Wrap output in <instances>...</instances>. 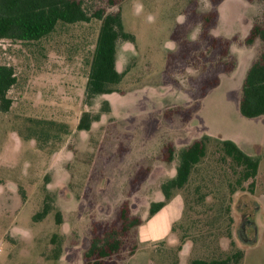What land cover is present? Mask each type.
Returning a JSON list of instances; mask_svg holds the SVG:
<instances>
[{
  "label": "rangeland",
  "instance_id": "obj_1",
  "mask_svg": "<svg viewBox=\"0 0 264 264\" xmlns=\"http://www.w3.org/2000/svg\"><path fill=\"white\" fill-rule=\"evenodd\" d=\"M82 1L90 12L119 9L133 35L118 40L124 75L111 92L86 95L99 19L59 22L36 41L0 39V59L18 77L10 109L0 112V259L89 264L88 241L114 231L120 247L109 264H193L237 249L240 264H264V116L245 117L237 103L264 49L259 38L246 43L251 25L264 24V0ZM83 113L88 129L78 128ZM204 132L238 140L258 162L254 180L239 188V169L210 136L206 156L175 190L185 201L174 231L138 249L129 220L147 217L181 150ZM46 200L53 208L36 220ZM245 201L260 206L246 244L238 235Z\"/></svg>",
  "mask_w": 264,
  "mask_h": 264
},
{
  "label": "trees",
  "instance_id": "obj_2",
  "mask_svg": "<svg viewBox=\"0 0 264 264\" xmlns=\"http://www.w3.org/2000/svg\"><path fill=\"white\" fill-rule=\"evenodd\" d=\"M83 3L82 0H0V39L36 41L52 33L59 22L76 23L89 22L93 18L99 19L101 24L88 63L86 95L91 97L95 94L113 91L114 85L122 79L124 71L117 68V43L121 38L132 41L133 35L124 30L119 9L105 13L102 8H99L90 12ZM256 38L264 42V24L255 23L252 25L246 43L251 44ZM17 81L18 77L14 66L0 59V112L10 109L13 99L9 92ZM238 109L241 115L248 118L264 116V49L246 71L241 84ZM90 121V116L83 113L78 128L88 129ZM210 138L209 135L204 134L181 150L175 175L161 184L164 198L151 202L148 216L157 212L172 197L175 190L183 188L189 181L194 166L206 156ZM218 140L224 153L223 158H229L232 161L231 164L239 169L236 183L239 188H243V183L249 179L254 180L257 174L258 162L256 158L246 153L231 139L220 138ZM169 152L171 154L170 148ZM250 184H253V181ZM47 201L44 202L41 211L35 214L36 220L42 219L52 210V204ZM121 211V216L125 218V210ZM56 216L57 222H61L59 212ZM139 223L140 221L132 219L129 220L128 226ZM115 234L114 231H110L102 238L93 237L91 239V245L84 253L85 258L90 259L89 264H109L105 262L104 258L116 253L120 247V240ZM242 257V250L237 249L224 258L195 259L192 262L193 264H240Z\"/></svg>",
  "mask_w": 264,
  "mask_h": 264
},
{
  "label": "crops",
  "instance_id": "obj_3",
  "mask_svg": "<svg viewBox=\"0 0 264 264\" xmlns=\"http://www.w3.org/2000/svg\"><path fill=\"white\" fill-rule=\"evenodd\" d=\"M203 126H206L205 123H203ZM207 135L212 137H218L221 139L227 138V136H224V134H222L221 132H217L213 134L208 133ZM227 139H231L235 141L238 145L240 144L238 140H235L233 138H227ZM152 172L153 171L150 170L148 172V175L154 173ZM175 173L176 171L174 170V173L171 177H173ZM163 198H164V194L162 193L160 188L157 197L147 201V207H150L151 202L162 200ZM183 210H184V197L180 192H176L157 212H155L151 216L147 215V217L143 218L136 228V241L138 244V249H140V247L144 245H157V243L165 242L166 237H168V236H164L165 233L168 231L169 232L174 231V227L176 223H178V221H180V219L182 218ZM170 235L171 234H169V236ZM0 251H1V247H0ZM0 264H7V263L4 262V260L2 261L0 259Z\"/></svg>",
  "mask_w": 264,
  "mask_h": 264
},
{
  "label": "flooded vegetation",
  "instance_id": "obj_4",
  "mask_svg": "<svg viewBox=\"0 0 264 264\" xmlns=\"http://www.w3.org/2000/svg\"><path fill=\"white\" fill-rule=\"evenodd\" d=\"M250 201H245L242 206L240 224L238 229V235L241 241L246 244L254 240V235L259 230V227L255 221V214L259 211L260 206L255 202V206L250 208ZM122 210V209H121ZM122 212V211H121ZM140 221V220H139ZM86 249L91 245V239L86 244ZM85 249V250H86Z\"/></svg>",
  "mask_w": 264,
  "mask_h": 264
}]
</instances>
